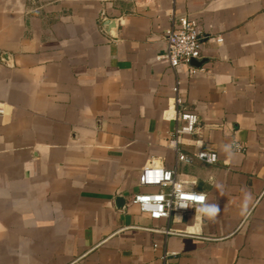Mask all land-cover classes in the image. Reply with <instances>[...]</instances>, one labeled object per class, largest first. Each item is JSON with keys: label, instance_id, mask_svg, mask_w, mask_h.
<instances>
[{"label": "crops", "instance_id": "crops-1", "mask_svg": "<svg viewBox=\"0 0 264 264\" xmlns=\"http://www.w3.org/2000/svg\"><path fill=\"white\" fill-rule=\"evenodd\" d=\"M184 15L205 38L194 75L157 59ZM0 109V264H264V0H2ZM178 113L198 117L183 161ZM151 161L202 210L142 214Z\"/></svg>", "mask_w": 264, "mask_h": 264}, {"label": "built area", "instance_id": "built-area-1", "mask_svg": "<svg viewBox=\"0 0 264 264\" xmlns=\"http://www.w3.org/2000/svg\"><path fill=\"white\" fill-rule=\"evenodd\" d=\"M201 28L200 22L191 16L184 15L174 19L164 36L167 49L157 58L158 61L172 70L187 66L190 75L196 74L197 69L192 67L191 63L194 60L201 61L203 58L205 38ZM218 41L221 42V39L218 38ZM174 91L177 96L174 102L180 105L182 100L177 95L178 90ZM2 112L3 110L0 109V114ZM176 120L186 124L176 130L170 144L176 150L179 160L183 161L185 156L178 150V138L181 135H191L196 132L198 117L191 113H178ZM232 149L237 152L246 150L238 142L233 143ZM197 158L207 164H215L218 161V156L214 153L200 152ZM139 185L144 189L156 190L138 193L132 199V203L138 206L140 212L152 220L169 219L172 215L183 218L202 210L206 204V195L197 191L193 185L180 180L176 170L157 166L153 161L144 166Z\"/></svg>", "mask_w": 264, "mask_h": 264}, {"label": "water", "instance_id": "water-1", "mask_svg": "<svg viewBox=\"0 0 264 264\" xmlns=\"http://www.w3.org/2000/svg\"><path fill=\"white\" fill-rule=\"evenodd\" d=\"M115 21L114 20H105L103 26L105 27V29H107L108 31L110 29H112L115 26ZM202 61H192L191 65L194 67H199L201 66ZM125 199L123 197H118L116 200V204L118 207H120L121 209L125 207Z\"/></svg>", "mask_w": 264, "mask_h": 264}, {"label": "rangeland", "instance_id": "rangeland-1", "mask_svg": "<svg viewBox=\"0 0 264 264\" xmlns=\"http://www.w3.org/2000/svg\"><path fill=\"white\" fill-rule=\"evenodd\" d=\"M0 1H2V0H0ZM29 2H32L33 3V5L35 4V6L37 5H40V4H42V3H45V2H49V1H51V0H28Z\"/></svg>", "mask_w": 264, "mask_h": 264}, {"label": "clouds", "instance_id": "clouds-1", "mask_svg": "<svg viewBox=\"0 0 264 264\" xmlns=\"http://www.w3.org/2000/svg\"><path fill=\"white\" fill-rule=\"evenodd\" d=\"M217 210H218V209H217L215 206H213V207L207 209V211L209 212V214L215 213Z\"/></svg>", "mask_w": 264, "mask_h": 264}]
</instances>
